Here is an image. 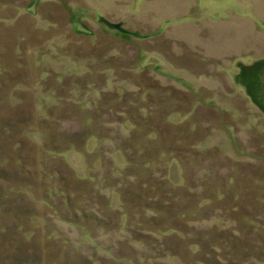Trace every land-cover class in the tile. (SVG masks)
I'll list each match as a JSON object with an SVG mask.
<instances>
[{"label":"rangeland","instance_id":"1","mask_svg":"<svg viewBox=\"0 0 264 264\" xmlns=\"http://www.w3.org/2000/svg\"><path fill=\"white\" fill-rule=\"evenodd\" d=\"M0 264H264V0H0Z\"/></svg>","mask_w":264,"mask_h":264}]
</instances>
